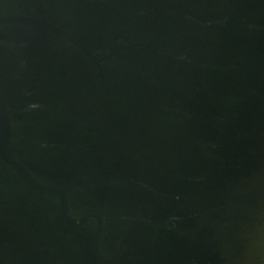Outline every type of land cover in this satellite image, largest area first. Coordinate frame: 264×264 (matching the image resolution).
<instances>
[{
  "label": "water",
  "instance_id": "obj_1",
  "mask_svg": "<svg viewBox=\"0 0 264 264\" xmlns=\"http://www.w3.org/2000/svg\"><path fill=\"white\" fill-rule=\"evenodd\" d=\"M0 264H264V0H0Z\"/></svg>",
  "mask_w": 264,
  "mask_h": 264
}]
</instances>
